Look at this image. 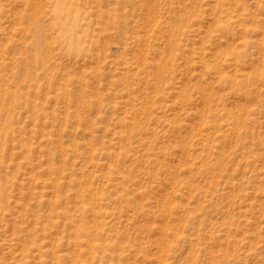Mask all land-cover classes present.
<instances>
[{"label": "rangeland", "instance_id": "374dc122", "mask_svg": "<svg viewBox=\"0 0 264 264\" xmlns=\"http://www.w3.org/2000/svg\"><path fill=\"white\" fill-rule=\"evenodd\" d=\"M0 264H264V0H0Z\"/></svg>", "mask_w": 264, "mask_h": 264}]
</instances>
